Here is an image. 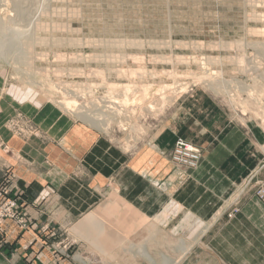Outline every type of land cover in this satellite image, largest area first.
<instances>
[{
  "label": "rangeland",
  "instance_id": "rangeland-1",
  "mask_svg": "<svg viewBox=\"0 0 264 264\" xmlns=\"http://www.w3.org/2000/svg\"><path fill=\"white\" fill-rule=\"evenodd\" d=\"M7 88L114 131L127 147L169 125L181 99L208 97L258 145L256 166L225 203V221L247 201L264 203V0H0V90ZM64 101L99 118L91 123ZM15 122L38 130L20 111L6 126L13 131ZM231 201L237 210L229 217ZM106 211L68 226L60 250L83 264H122L115 255L127 242L122 231L109 236L108 225L114 219L119 228L122 219ZM188 218L180 216L178 229H158L149 218L130 225L131 237H147L131 245L157 253L142 264H180L194 247L184 264H233L201 241L203 227Z\"/></svg>",
  "mask_w": 264,
  "mask_h": 264
},
{
  "label": "crops",
  "instance_id": "crops-1",
  "mask_svg": "<svg viewBox=\"0 0 264 264\" xmlns=\"http://www.w3.org/2000/svg\"><path fill=\"white\" fill-rule=\"evenodd\" d=\"M17 111L39 132L24 136L11 131L6 122ZM170 119L165 128L127 147L114 131L72 118L33 95L0 90V202L16 198L28 222L24 228L12 219L2 223L0 264H83L63 253L57 242L68 226L106 210L122 219L119 228L113 218L108 222L113 228L109 236L122 231L127 242L114 254L122 264L145 262L142 248L157 255L147 244L131 245L130 240L147 237H131L130 225L149 218L158 229H178L180 216L186 215L205 228L201 241L231 263H264V203L247 201L232 220L223 217L230 194L258 162L257 143L203 95L181 99ZM177 136L201 148L195 168L172 163L169 151ZM196 250L188 251L180 264ZM169 262L178 264V259Z\"/></svg>",
  "mask_w": 264,
  "mask_h": 264
},
{
  "label": "built area",
  "instance_id": "built-area-1",
  "mask_svg": "<svg viewBox=\"0 0 264 264\" xmlns=\"http://www.w3.org/2000/svg\"><path fill=\"white\" fill-rule=\"evenodd\" d=\"M10 127L14 133L19 134L39 132V130L34 128H24L18 125L17 122H15V124L11 123ZM169 157L174 165L186 169H193L198 166L202 159V150L191 141L181 136H177L169 151ZM236 204L237 203L232 201L228 204V206L230 205L232 208L228 212L229 217H231L233 212L237 210V207H235ZM5 219L15 220L23 228L27 226L28 222L26 220V213L20 210L19 203L16 198H7L0 202V226Z\"/></svg>",
  "mask_w": 264,
  "mask_h": 264
},
{
  "label": "bare ground",
  "instance_id": "bare-ground-1",
  "mask_svg": "<svg viewBox=\"0 0 264 264\" xmlns=\"http://www.w3.org/2000/svg\"><path fill=\"white\" fill-rule=\"evenodd\" d=\"M34 39V38H33ZM127 85V84H126ZM126 85H125V88H126ZM113 87V85H108V87ZM124 87V86H123ZM127 89H131L130 87L129 88H126V89H124L125 91L127 90ZM126 93V92H125ZM156 98V97H155ZM129 99V98H128ZM72 102L73 101H64L63 103L61 102V105H63L64 107H65V109H67V110H69V111H71V112H74V114H76V115H78V116H82V117H87L88 118V120L91 122V123H93V122H96V120L95 121H92L93 119H95V117H96V115L98 114H96V115H93V117L94 118H92V116L90 115V112H92V111H86V109H89V108H87V107H85V106H77L76 108H72L71 107V104H72ZM125 102V101H124ZM152 106V105H151ZM151 106L150 107H148V108H151ZM64 109V108H63ZM83 110H85V111H83ZM123 110V109H122ZM114 111V110H113ZM94 112V111H93ZM92 112V113H93ZM117 112V111H116ZM119 112V111H118ZM79 113V114H78ZM96 113V112H95ZM70 115H72V114H70ZM77 118V117H76ZM97 119L99 118V117H96ZM101 120H102V118H101ZM97 121H99V120H97ZM102 122V121H101ZM105 122V121H104ZM103 122V123H104ZM99 123H100V121H99ZM106 123V122H105ZM101 124V123H100ZM99 124V125H100ZM101 126V125H100ZM105 126V125H104ZM104 126H102L103 128H104ZM99 127V126H98ZM101 127V128H102ZM107 127V126H106ZM106 127H105V129H106ZM188 216V215H187ZM90 219H92L93 220V218H89V219H87V221H89ZM96 222V221H95ZM195 220L194 221H192L190 218H188V221H187V223L188 224H195ZM201 223V222H200ZM205 226H207V225H205ZM204 226V227H205ZM203 229H205V228H203ZM183 244H185V243H183ZM184 249V252H186L187 251V249L188 248H186V246L184 247V246H182V250ZM144 256H146L148 259H150V260H153L152 258H149L148 256V252L146 251V249L145 250H142V252H141ZM79 257V256H78ZM154 262V261H153ZM165 264H170V263H165Z\"/></svg>",
  "mask_w": 264,
  "mask_h": 264
}]
</instances>
